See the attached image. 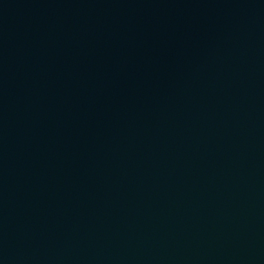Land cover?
<instances>
[{
  "label": "water",
  "instance_id": "water-1",
  "mask_svg": "<svg viewBox=\"0 0 264 264\" xmlns=\"http://www.w3.org/2000/svg\"><path fill=\"white\" fill-rule=\"evenodd\" d=\"M0 264H264V0H0Z\"/></svg>",
  "mask_w": 264,
  "mask_h": 264
}]
</instances>
